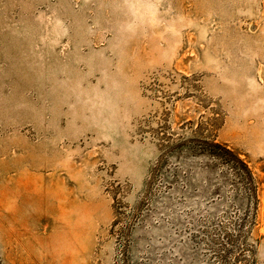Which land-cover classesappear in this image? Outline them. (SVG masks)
I'll list each match as a JSON object with an SVG mask.
<instances>
[{
  "label": "rangeland",
  "instance_id": "1",
  "mask_svg": "<svg viewBox=\"0 0 264 264\" xmlns=\"http://www.w3.org/2000/svg\"><path fill=\"white\" fill-rule=\"evenodd\" d=\"M200 120L259 182L260 239L226 247L264 264V0H0V264L206 258L193 234L248 203L203 158L171 188L154 136Z\"/></svg>",
  "mask_w": 264,
  "mask_h": 264
},
{
  "label": "trees",
  "instance_id": "2",
  "mask_svg": "<svg viewBox=\"0 0 264 264\" xmlns=\"http://www.w3.org/2000/svg\"><path fill=\"white\" fill-rule=\"evenodd\" d=\"M204 126H207L206 123L200 120L197 123L186 122L176 132L166 129L155 132L154 136L160 154L156 171H160L163 165L170 161L175 167L173 169L174 174L171 176L174 182L166 180V183L172 185L171 188H173V185L177 186L181 180L182 175L179 170L189 166L186 161L203 158L208 161L204 165L208 173L215 168L221 172L220 177L226 178L225 175H229L232 178L231 187L233 188L234 198L239 204L247 202L246 210H237L235 217L223 211L216 218L204 222L210 224V227L205 225L204 230L201 229L197 234H193L194 236L202 234L207 237H202L204 240L200 241L202 243L205 240L208 241L206 245L209 248V254L206 258L201 255L202 248L200 252L199 246L190 249L177 246L175 249V246L172 245L167 249L161 243L159 245L158 242L146 243L140 247L138 239H134L133 242L124 244L122 258L118 264H214V262L217 264H238L242 258L240 254L231 258V251L226 247L233 242L235 237L234 234H230L232 232H227L226 226L239 229L237 237L245 242L247 251L252 252L251 249L260 239V236H258L259 182L247 161L242 159L229 146L221 143L216 134ZM187 169L193 170L191 166ZM188 178L189 176H186V181L184 180L186 191H194L193 178ZM224 230L225 233H223ZM171 251L175 254H169ZM241 255L244 256L242 253Z\"/></svg>",
  "mask_w": 264,
  "mask_h": 264
}]
</instances>
